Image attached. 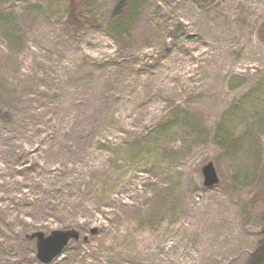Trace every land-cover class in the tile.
Returning <instances> with one entry per match:
<instances>
[{"label":"rangeland","instance_id":"1","mask_svg":"<svg viewBox=\"0 0 264 264\" xmlns=\"http://www.w3.org/2000/svg\"><path fill=\"white\" fill-rule=\"evenodd\" d=\"M57 230L47 264H264V0H0V264Z\"/></svg>","mask_w":264,"mask_h":264},{"label":"water","instance_id":"2","mask_svg":"<svg viewBox=\"0 0 264 264\" xmlns=\"http://www.w3.org/2000/svg\"><path fill=\"white\" fill-rule=\"evenodd\" d=\"M202 172L204 175V185L206 187L213 186L218 182L216 171L211 162L203 165ZM78 236V233L74 230H57L52 231L47 236L41 232H35L31 235V238H36L37 240V259L41 263L47 264L62 252L70 239H78Z\"/></svg>","mask_w":264,"mask_h":264},{"label":"trees","instance_id":"3","mask_svg":"<svg viewBox=\"0 0 264 264\" xmlns=\"http://www.w3.org/2000/svg\"><path fill=\"white\" fill-rule=\"evenodd\" d=\"M130 10H129V14H128V16L130 17V15H132V13H133V10H135L136 11V8H137V3H135V2H130ZM119 7H120V5H119ZM124 12H126V10L125 9H122L121 10V12L120 11H114V17H116V20H119V22L121 21V19H122V17H124V15H122V13H124ZM118 22V23H119Z\"/></svg>","mask_w":264,"mask_h":264}]
</instances>
